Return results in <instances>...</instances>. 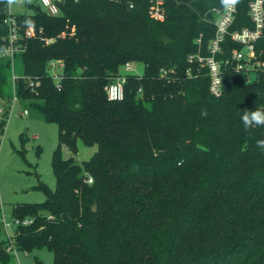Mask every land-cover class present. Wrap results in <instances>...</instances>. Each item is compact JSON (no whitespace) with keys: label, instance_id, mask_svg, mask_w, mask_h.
I'll use <instances>...</instances> for the list:
<instances>
[{"label":"trees","instance_id":"16d2710c","mask_svg":"<svg viewBox=\"0 0 264 264\" xmlns=\"http://www.w3.org/2000/svg\"><path fill=\"white\" fill-rule=\"evenodd\" d=\"M252 1L239 0L231 33L252 28ZM55 2L57 16L37 0L15 15L24 72L16 96L59 133L57 187L42 186V203L15 206V248L47 247L54 264H264V126L246 130L241 120L243 109H264V30L262 68L236 72L229 62L215 96L196 57L216 37L220 0H164L163 21L150 0ZM7 6L0 0V98L12 68L1 56ZM231 33L219 61L242 47ZM52 61L62 63L57 78ZM128 62L145 72L127 75L124 99L111 101L105 88ZM77 138L97 145L91 159H63L62 145L75 149Z\"/></svg>","mask_w":264,"mask_h":264},{"label":"rangeland","instance_id":"374dc122","mask_svg":"<svg viewBox=\"0 0 264 264\" xmlns=\"http://www.w3.org/2000/svg\"><path fill=\"white\" fill-rule=\"evenodd\" d=\"M34 2L36 0H16L9 6L10 11L13 15L29 14L32 12L30 5ZM41 8L44 9L43 6ZM216 17L218 27L222 20L221 12ZM228 28L227 31L231 33L232 28ZM21 56V52H18L14 57L10 83L5 87L6 97L0 98V247H4L6 252L16 228L13 219L15 206L42 203L46 200V191L42 186L52 191L57 187L52 166L54 154L59 148L57 125L46 122L27 102L19 99L15 105L13 102V78L22 77L24 73ZM131 65L130 71L122 68L124 75L144 74L143 63L134 62ZM59 71L60 68L55 69V72ZM25 109L28 114H24ZM76 141L75 149L62 145L63 159L89 160L98 150L97 145H88L80 138ZM7 254L8 264H54V253L44 246L37 247L28 254L19 249ZM0 264L6 263L0 260Z\"/></svg>","mask_w":264,"mask_h":264},{"label":"built area","instance_id":"2783aa9c","mask_svg":"<svg viewBox=\"0 0 264 264\" xmlns=\"http://www.w3.org/2000/svg\"><path fill=\"white\" fill-rule=\"evenodd\" d=\"M37 2L42 5L50 16H57L60 12L59 6L53 0H37ZM151 9L149 14L156 21H163L166 16V9L164 7V0H150ZM132 6V5H131ZM237 5L234 8H225L221 12L222 20L221 23H218V30L215 39L212 41V45L209 48V53L207 56L197 55L196 60L202 65L206 66L209 70L210 79V92L215 96H220L222 94V73L223 67L229 62L234 63L236 72L249 73L251 71L259 70L262 68L261 61L257 58L256 52V43L262 35L264 30V0H253L249 4L248 14L252 22V28L245 27L241 30L234 31L231 33V37L242 45L240 49H235L232 52L231 61L229 60H218L217 55L221 52V43L223 42L226 35L230 34L227 29L231 27L236 19ZM6 19L5 23L8 27L7 35L5 36V41L7 46L2 52V57H7L13 63V59L18 52H21L20 46V26L16 20L15 15L10 11L9 5L6 10ZM27 37L33 35L32 29H27L25 32ZM49 40H47V43ZM192 56L190 60H192ZM132 63L128 62L125 64L124 68L127 71L132 69ZM51 72L54 73V78H57L58 72H55V69L62 68V63L60 61H52L50 63ZM167 71H162V75L165 76ZM126 76L123 73L115 76L111 79L110 83L106 86L105 90L107 92L108 98L111 101H121L125 96V84ZM15 79L13 78V86L15 88ZM249 79L247 81H251ZM33 86V84H31ZM13 102L14 105L18 101L16 96V88ZM24 114H28V111H24ZM88 183H92V179L88 180ZM29 225L31 220L25 219L24 221H17V224ZM15 246L10 238L9 246L7 248L8 252L15 250Z\"/></svg>","mask_w":264,"mask_h":264},{"label":"clouds","instance_id":"9594fccd","mask_svg":"<svg viewBox=\"0 0 264 264\" xmlns=\"http://www.w3.org/2000/svg\"><path fill=\"white\" fill-rule=\"evenodd\" d=\"M6 2L9 6H11L16 2V0H6ZM220 2L225 8H234V6L239 3V0H220ZM27 24L31 26L32 21H27ZM201 115L206 117L207 112L202 111ZM241 120L246 130L252 129L256 126H264V109H243ZM256 145L258 148L264 150V139L257 140Z\"/></svg>","mask_w":264,"mask_h":264}]
</instances>
